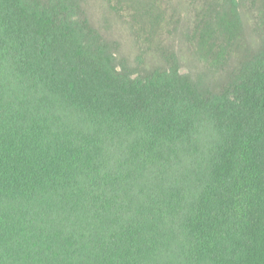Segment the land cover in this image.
Masks as SVG:
<instances>
[{"label": "trees", "instance_id": "16d2710c", "mask_svg": "<svg viewBox=\"0 0 264 264\" xmlns=\"http://www.w3.org/2000/svg\"><path fill=\"white\" fill-rule=\"evenodd\" d=\"M220 1L183 72L131 64L89 0H0V264H264V17L245 44Z\"/></svg>", "mask_w": 264, "mask_h": 264}, {"label": "rangeland", "instance_id": "374dc122", "mask_svg": "<svg viewBox=\"0 0 264 264\" xmlns=\"http://www.w3.org/2000/svg\"><path fill=\"white\" fill-rule=\"evenodd\" d=\"M114 1L89 0L88 10L96 26L104 27L107 21L110 22L111 34L121 46L120 54L131 64L154 67L166 61L162 52L173 48L183 72L206 71L203 70L206 66L192 30L197 22L213 16L210 13L220 8V0H131L129 7L127 0H123L121 5H116ZM207 1L211 3V9ZM247 3L246 7H241L244 20L242 42L257 46L260 43V28L263 27L264 0H248ZM139 14H143L147 38L145 28L134 20ZM155 19H159V24H152ZM190 27L189 35L185 37L184 30ZM237 54L238 49L232 58ZM231 62L236 60L231 59Z\"/></svg>", "mask_w": 264, "mask_h": 264}]
</instances>
